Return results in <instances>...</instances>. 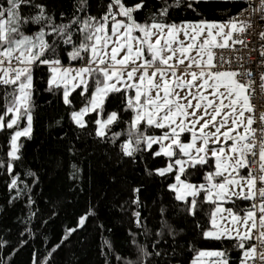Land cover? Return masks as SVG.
Wrapping results in <instances>:
<instances>
[{
	"label": "snow or ice",
	"instance_id": "obj_1",
	"mask_svg": "<svg viewBox=\"0 0 264 264\" xmlns=\"http://www.w3.org/2000/svg\"><path fill=\"white\" fill-rule=\"evenodd\" d=\"M206 2L0 0V175L6 205L23 204L14 224L0 228V264H17L25 249L28 264H55L59 250L99 219L89 199L55 242L46 235L65 214V199L38 206L41 176L24 166L41 90L64 109L50 127L66 117L74 139L92 137L118 164L143 165L159 185L154 197L143 182L118 193L128 252L102 236L103 264H170L181 240L193 252L188 264H264V113L251 103L264 96V0H245L223 21L202 17ZM58 139L68 143L55 168L66 173L69 192L83 191V154L67 133ZM188 220L199 239L230 247H196L186 238Z\"/></svg>",
	"mask_w": 264,
	"mask_h": 264
},
{
	"label": "trees",
	"instance_id": "obj_2",
	"mask_svg": "<svg viewBox=\"0 0 264 264\" xmlns=\"http://www.w3.org/2000/svg\"><path fill=\"white\" fill-rule=\"evenodd\" d=\"M154 3V0H153ZM245 4V0H207L200 5L198 12L203 18L208 20L223 21L230 15H234ZM95 14V13H94ZM175 17L193 18L191 13L177 11L173 13ZM199 18V17H197ZM179 22V21H177ZM43 75V70L36 73L37 79ZM50 102V103H49ZM36 119L34 121L33 135L31 140L24 141V159L26 167L37 171L41 176V184L35 189L38 206L44 207V201L50 197L55 199L63 197L65 199V214L59 219H55L48 227L46 235L53 241L62 233L64 223L71 220L73 210L82 209L87 200H91L96 205L99 219L91 220L87 228L74 235V243L67 253L66 245L55 256V264H103V257L100 255V245L102 236H110L116 245L117 252L126 254L128 248L124 247L126 240L125 228L119 223L121 220L119 212L114 205L118 203L121 197L118 193L127 186L128 183L143 182L147 188L146 195L154 197L159 191V185L148 180L143 174V165L132 166L128 163L118 164L114 152L101 143H97L92 137L81 136L80 140L74 139L76 132L74 126H70L65 117L62 127H50L53 119H59L64 115L63 106L57 102L51 95L43 90L36 96ZM67 133L72 138V143L80 149L84 162L82 166L85 169L84 179L80 184L83 191L74 188L71 192L68 190L69 182L66 179V173L55 168V158L65 153L67 140L58 138ZM5 135L0 134V146L5 144ZM23 139V138H22ZM0 156H3V150H0ZM149 167L159 166L157 161L147 160ZM113 177L117 182H113ZM7 190L4 187V177L0 175V228L4 226L11 227L17 216L22 214L23 204L7 206ZM226 206H231L226 204ZM246 205L238 204V207ZM203 224L205 221L200 220ZM104 224L105 228H111L112 233L101 232L96 225ZM185 231L187 239L192 240L198 248L220 249L230 247L228 241H203L199 239L193 227V221L185 222ZM181 248L177 249V255L172 258L170 264H188L193 256V252L188 250L184 241L181 240ZM37 247H43L36 243ZM232 256L238 255L232 251ZM17 264H28L29 250L25 249L16 257ZM112 264H116L115 260Z\"/></svg>",
	"mask_w": 264,
	"mask_h": 264
},
{
	"label": "built area",
	"instance_id": "obj_3",
	"mask_svg": "<svg viewBox=\"0 0 264 264\" xmlns=\"http://www.w3.org/2000/svg\"><path fill=\"white\" fill-rule=\"evenodd\" d=\"M237 12L235 14H237ZM255 30L257 32L260 31L261 30L260 26H257V28ZM257 46H258V44H257ZM251 103L253 104L255 113L257 115L260 114V113H264V96H256V97H254L252 99ZM253 126L255 127L256 125L254 124Z\"/></svg>",
	"mask_w": 264,
	"mask_h": 264
},
{
	"label": "rangeland",
	"instance_id": "obj_4",
	"mask_svg": "<svg viewBox=\"0 0 264 264\" xmlns=\"http://www.w3.org/2000/svg\"><path fill=\"white\" fill-rule=\"evenodd\" d=\"M74 243V239H72L71 241H69L67 244H66V251L67 253L70 251V248L72 246V244Z\"/></svg>",
	"mask_w": 264,
	"mask_h": 264
},
{
	"label": "crops",
	"instance_id": "obj_5",
	"mask_svg": "<svg viewBox=\"0 0 264 264\" xmlns=\"http://www.w3.org/2000/svg\"><path fill=\"white\" fill-rule=\"evenodd\" d=\"M226 206V205H225ZM227 207V206H226Z\"/></svg>",
	"mask_w": 264,
	"mask_h": 264
}]
</instances>
